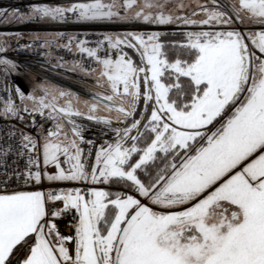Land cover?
<instances>
[{
  "label": "snow or ice",
  "instance_id": "snow-or-ice-1",
  "mask_svg": "<svg viewBox=\"0 0 264 264\" xmlns=\"http://www.w3.org/2000/svg\"><path fill=\"white\" fill-rule=\"evenodd\" d=\"M171 4L0 9L21 22L175 26L182 37L0 41V264H264V0ZM37 46L46 59L56 47L78 57L53 68L95 74L89 100L15 82L26 73L9 51ZM78 118L107 139H86Z\"/></svg>",
  "mask_w": 264,
  "mask_h": 264
},
{
  "label": "built area",
  "instance_id": "built-area-1",
  "mask_svg": "<svg viewBox=\"0 0 264 264\" xmlns=\"http://www.w3.org/2000/svg\"><path fill=\"white\" fill-rule=\"evenodd\" d=\"M52 2V0H45V2ZM37 2V0H0V9H8L11 11L12 9L18 8L22 12L26 11L28 6ZM57 2L65 3L66 0H57ZM5 19L0 17V22ZM42 28V24L40 21H25V27L23 31H19V33L25 36H28V33L44 31ZM59 32H63L66 35H80L83 38V34L88 33V39L95 40L97 39L98 33H105L104 31L94 30L89 26H83L82 28L74 23H66L62 24V28ZM3 40V39H2ZM0 40V41H2ZM9 42L16 47V37L8 39ZM32 37H23L21 43H31ZM43 49H39L37 46V50L34 52H22V51H9L8 57L15 60L16 63L22 66L23 71L26 74H22L20 76L15 77V82L19 84L21 82V77L28 79L29 76L37 78L39 80L50 81L53 84H56L63 89L69 88L75 91V93L79 94L81 92H85L78 88V85L82 82V78L76 74L75 72L69 71L68 68H53L51 65L57 63L60 57L64 58V61L68 62V66L78 59L73 54L68 53L66 50L60 49L58 47L54 48L51 51V58L46 59L42 53ZM63 62V61H61ZM3 79L0 77V87H2ZM66 90V89H65ZM86 94V93H85ZM90 99V94L87 93ZM78 123L84 125L85 131L84 136L86 139H91L97 141V143L103 142L104 139H107L104 136V126L96 124L94 121L88 120H80L77 119ZM86 147V146H85ZM70 222V218H66L62 222H60L61 231L65 234H70L71 229L68 227V223Z\"/></svg>",
  "mask_w": 264,
  "mask_h": 264
},
{
  "label": "rangeland",
  "instance_id": "rangeland-1",
  "mask_svg": "<svg viewBox=\"0 0 264 264\" xmlns=\"http://www.w3.org/2000/svg\"><path fill=\"white\" fill-rule=\"evenodd\" d=\"M49 2V1H48ZM179 0H172L171 8L174 10L176 3H178ZM204 0H183V3L186 5H191L192 7H195L197 3H204ZM192 8H188L187 11L191 12ZM42 28H44V32L50 35H55L58 33L62 25L61 24H53L49 22H41ZM25 27V22H21L18 20H14L12 17H8L3 19L0 22V40L7 38L11 39L13 37H16L15 34L19 33V31H23ZM91 27L94 28H107L108 33H115L120 34L127 31H168L169 28L175 27V26H136L134 24H122V23H114V24H98V25H91ZM42 32V31H41ZM20 34V33H19ZM22 37H33L31 36H25L22 34ZM76 74H78L82 78V82L78 85V88L87 92L91 93L93 91H96L94 88V77L95 74L92 76H84L81 72L76 71ZM44 81V80H43ZM42 80H39L37 78L29 76L28 79L21 77V82L19 85H22L26 91H31V88L34 84H39L43 82ZM50 83L51 86L59 87L63 89L60 86H57L56 84H53L50 81H47ZM39 94V93H37ZM81 101L88 100L86 97L79 95ZM61 104L64 103L63 100L60 101ZM76 107H78L81 111H86L84 104L81 102L79 104H76ZM98 115L106 116L109 115L106 111H104L103 107L101 106V111L98 113ZM112 117H115V112L111 113Z\"/></svg>",
  "mask_w": 264,
  "mask_h": 264
},
{
  "label": "crops",
  "instance_id": "crops-1",
  "mask_svg": "<svg viewBox=\"0 0 264 264\" xmlns=\"http://www.w3.org/2000/svg\"><path fill=\"white\" fill-rule=\"evenodd\" d=\"M205 1V0H204ZM76 25H78L79 27H83V26H87L86 24H76ZM170 30L169 31H180V29L179 28H177V27H171V28H169ZM30 35H32V36H36V35H39L40 37H42V38H53L55 35L53 34V35H50L49 36V34H47L46 32H44V31H42V32H33L32 34H30Z\"/></svg>",
  "mask_w": 264,
  "mask_h": 264
},
{
  "label": "trees",
  "instance_id": "trees-1",
  "mask_svg": "<svg viewBox=\"0 0 264 264\" xmlns=\"http://www.w3.org/2000/svg\"><path fill=\"white\" fill-rule=\"evenodd\" d=\"M165 32L170 33V35L166 37V40L168 41H177L182 39V37L178 34L180 31H165Z\"/></svg>",
  "mask_w": 264,
  "mask_h": 264
},
{
  "label": "water",
  "instance_id": "water-1",
  "mask_svg": "<svg viewBox=\"0 0 264 264\" xmlns=\"http://www.w3.org/2000/svg\"><path fill=\"white\" fill-rule=\"evenodd\" d=\"M96 30H102V31H106V32H108L109 29H107V28H105V29H104V28H96ZM58 85H59V84H58ZM60 86H61V85H60ZM64 88H65L66 90H69V91L73 92V91H72L71 89H69V88H66V87H64ZM73 93H75V92H73ZM75 94H77V93H75ZM81 95L84 96V97L89 98V96H88L87 94L85 95L84 93H81Z\"/></svg>",
  "mask_w": 264,
  "mask_h": 264
},
{
  "label": "bare ground",
  "instance_id": "bare-ground-1",
  "mask_svg": "<svg viewBox=\"0 0 264 264\" xmlns=\"http://www.w3.org/2000/svg\"><path fill=\"white\" fill-rule=\"evenodd\" d=\"M72 90V89H71ZM73 92H75L74 90H72ZM81 93H84L85 94V92H81ZM81 93H79V95H81ZM86 95V94H85ZM87 98V97H86Z\"/></svg>",
  "mask_w": 264,
  "mask_h": 264
}]
</instances>
